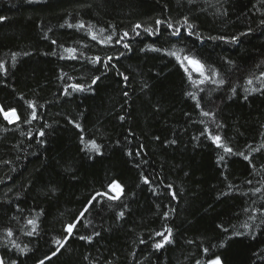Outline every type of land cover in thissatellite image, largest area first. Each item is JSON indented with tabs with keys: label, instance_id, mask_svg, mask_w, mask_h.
Here are the masks:
<instances>
[{
	"label": "trees",
	"instance_id": "16d2710c",
	"mask_svg": "<svg viewBox=\"0 0 264 264\" xmlns=\"http://www.w3.org/2000/svg\"><path fill=\"white\" fill-rule=\"evenodd\" d=\"M0 16L6 17L0 21V62L6 67L0 71V106L20 117L9 123L0 112V255L17 264H209L217 256L222 264H264L261 0H0ZM185 16L198 35H188ZM157 19L174 28L161 24L158 35L143 31L155 28ZM81 21L83 29L67 26ZM137 23L143 25L139 36L132 31ZM175 28L179 36L171 35ZM124 32L128 37L116 43ZM109 35L111 43H99ZM220 36L239 41L209 39ZM148 46L184 49L225 83L193 85L174 57ZM65 48L77 49L76 58ZM96 56L101 62L91 63ZM108 56L113 59L105 68ZM97 76L89 90L69 87H87ZM188 92L196 93L204 111L215 112V122L201 115ZM27 101L36 103V119ZM206 125L233 154L201 135ZM90 139L101 146L99 153L85 148ZM113 182L121 188L116 200L108 199ZM96 193L102 195L89 206ZM77 217L73 234L53 256L59 247L54 241L67 236V224ZM29 219L37 224L32 236ZM169 228L171 242L156 249L163 240L156 233L167 235Z\"/></svg>",
	"mask_w": 264,
	"mask_h": 264
},
{
	"label": "snow or ice",
	"instance_id": "6c2138e0",
	"mask_svg": "<svg viewBox=\"0 0 264 264\" xmlns=\"http://www.w3.org/2000/svg\"><path fill=\"white\" fill-rule=\"evenodd\" d=\"M189 3H192L193 0H188ZM262 3H264V0H261ZM6 17H3V16H0V21H3L5 20ZM67 23V21H66ZM183 23L187 26V33L189 36L191 35H198L197 33H194L193 29H194V25L192 23L189 22V19L187 16L183 17ZM261 24H264V20H261L260 21ZM161 24H165L166 27L168 29H173L174 28V25L173 23L169 22V21H165V20H160V19H157L155 21V25L156 27L153 28V27H145L143 28V31L148 33L149 35H158L159 32H160V28L159 26ZM68 27H75L77 29H83L85 27L84 23L81 21L75 25L73 24H67ZM61 27H64V25H61ZM91 25H89L88 27V32L89 34L91 35V38L93 40H96L97 39V35L95 33H93L91 31ZM143 25L137 23L136 25L133 26V29L132 31L137 35L139 36L140 33L137 31V29H140L142 28ZM105 30L104 29H100V32L103 33ZM249 31H251V29H249ZM129 33L128 32H124L123 33V37H121L120 39H118L116 41V43H121L123 41V39L125 37H128ZM171 35L173 36H179L180 35V29L179 28H175L174 31H172ZM241 36L243 35H246V33H240ZM209 39H213V40H216V39H219V40H226L228 42H231V43H237L239 41V36H232V37H224V36H220V37H209ZM111 43L112 42V36L109 35L106 40H100L99 43L101 44H104V43ZM53 44H56V41L53 40L52 41ZM124 48L126 49H129L130 50V44L129 43H124L123 44ZM62 47V46H61ZM150 48V50L152 51H157V52H165L166 55L170 56V57H174L176 59V61L179 63V65L184 68V71L185 73L187 74L188 76V79L192 82L193 85H202V84H205L206 82H211V83H214V84H217V85H223L225 83V80L223 78H220V79H214L215 77H219L220 76V73L214 69V68H211L210 66L206 67L203 63H201L200 60L196 59L195 57L187 54L184 52V49H179L178 51H173V50H168V49H160V48H156L154 46H148ZM175 47V46H173ZM65 52L69 53L70 56L69 58H72V59H75L76 58V52H77V49L75 48H65L64 49ZM143 51V49H141ZM181 53H184L183 55H181ZM55 54V53H53ZM18 54L17 53H13L12 54V59L15 60L16 59V56ZM25 55H27V53H25ZM120 55H124V53H120ZM63 58V57H61ZM91 63L93 64H97V63H100L101 62V57L99 56H96L95 58H89ZM113 59L112 56H108L106 61H104V64H105V68H107L109 66V62ZM116 59H119V57H116ZM185 62H187L188 65H191L192 69L197 72L199 74V77L200 79H193V74L191 71H189L188 67L185 65ZM0 71H6V67H5V64L3 62H0ZM119 75L122 76L123 80L124 81H127L128 80V77L126 75H124L123 73H118ZM64 75H67V74H64ZM260 76L261 77H264V72H261L260 73ZM259 78V77H258ZM100 79L99 76L97 77H94L92 79V82H91V85H88L87 87L83 84H80V83H74L72 85H70L69 87H71L72 91H85V90H89L91 89V86L92 85H95L97 83V81ZM248 84H252L253 81L252 79H249L247 81ZM262 85H264V80H262ZM200 91H203V89H200ZM251 91H258V89L256 88H253L251 89ZM233 92H235V89H233ZM65 94H70L68 92V88L66 87L65 88ZM124 95H127V93H124ZM186 95H188L189 97H191L193 100L196 101V104H195V107L197 108H200L201 109V115L204 116V117H211L213 119V122H215L214 120V117H215V112H209V111H204L203 108L201 107V102H200V99L197 98V95L196 93H193V92H188L186 93ZM247 97H245L246 99ZM28 105L30 108H32V112H31V118L32 119H36L37 118V112H36V103L34 101H27ZM0 112H3L4 113V118L9 122V123H12L14 120L15 121H18L20 120V117L17 115V112H16V109H9L8 111H4V107L3 106H0ZM121 120L124 119L123 116L120 117ZM24 123H31V120H28V119H25L23 121ZM75 127L76 128H80V125L78 123H75ZM201 123H204V121H201ZM217 128H220L221 125L217 124L216 125ZM205 133L208 134V137L214 142V144L219 147V148H222L223 151L227 154H233V149L231 147H229L227 145V143L222 139V137L219 135V134H215L213 135V133L208 129L207 125L205 126V129H204V132L201 133V135H204ZM45 133L43 131L40 132V136H44ZM157 139H159V137H157ZM81 142L83 143L84 140H83V137L81 138ZM172 143H176L175 140L172 141ZM100 145L96 142L95 139H90L88 140L87 144H85V148H87L89 151H95L97 153L100 152ZM261 147H264V145H261ZM251 151H260L259 148H254L252 149ZM131 155V153H129ZM137 155H139L140 153L137 152L136 153ZM238 155L240 156H243L244 160L246 161H249L250 160V157L249 155H245L244 153H238ZM224 159V156H219L218 157V160H223ZM144 179V183H150L149 179L147 176L143 177ZM248 183H251V181H248ZM169 188H171L172 186L171 185H168ZM109 188H111L113 191H116L117 195L116 196H109L108 199H111V200H116L119 198V195H120V185L116 182H113V184L109 185ZM231 188V186H230ZM53 192L55 191V189H51ZM261 189L260 188H255L254 189V192H260ZM102 194L101 193H96L95 196L92 197V199L89 201V206H92L94 204V202H98L96 200V198L98 196H101ZM103 195H106V194H103ZM173 197L175 198V193H172ZM222 195H226V193H222ZM264 198V197H262ZM88 209L85 208V210L83 212L80 213V217H83L85 212L87 211ZM259 211L264 214V207H262L261 209H259ZM120 216H123L124 213L121 212L119 213ZM165 217H167L168 213H164ZM249 219L250 220H255L256 217L255 216H249ZM80 222V218L77 217L76 221L74 223H69L67 224L66 226V233H67V236L64 237V239H56L54 241V243H56L57 245H59V247L56 249L55 252L52 253L53 256H55L57 254V252L60 251L61 248L64 247V241L68 238V236H71L73 234V231L74 229L76 228L77 224ZM262 223H264V220L261 221ZM27 223L29 225H32V229L31 231H28L27 232V235L29 236H32L36 231H37V224H36V220L35 219H29L27 221ZM243 227L245 229H248L250 227V224L245 222L243 224ZM167 231V235H165L164 233H156V235L158 236H163V240L160 241V242H157L154 247L156 249H160L164 246L165 243H170V237H171V229H166ZM6 234H7V237L11 238L14 233L12 231L11 228H8L6 229ZM237 235H240L241 233H235ZM94 235H99V233H94ZM80 239L82 240H87V241H91L92 240V236H81ZM141 243H143L144 241H140ZM7 243H10L14 248H16L19 252H25L27 251V247L25 246V248H21L19 244H17L15 242V240H8ZM205 253L208 252V249H204ZM45 259H50V257H45ZM0 264H17V261L16 260H13V259H10L8 258L7 256V253H5L4 255H0ZM38 264H44V260H40L38 262ZM197 264H200V261H197ZM209 264H222L221 262V259L219 256L215 257L213 260H211L209 262Z\"/></svg>",
	"mask_w": 264,
	"mask_h": 264
},
{
	"label": "rangeland",
	"instance_id": "374dc122",
	"mask_svg": "<svg viewBox=\"0 0 264 264\" xmlns=\"http://www.w3.org/2000/svg\"><path fill=\"white\" fill-rule=\"evenodd\" d=\"M3 117H4V114H3ZM5 119V118H4ZM6 120V119H5ZM8 122V121H7ZM108 191H109V193L110 194H112L113 196H116L117 195V193H116V191H113L111 188H108ZM120 196V195H119Z\"/></svg>",
	"mask_w": 264,
	"mask_h": 264
},
{
	"label": "clouds",
	"instance_id": "9594fccd",
	"mask_svg": "<svg viewBox=\"0 0 264 264\" xmlns=\"http://www.w3.org/2000/svg\"><path fill=\"white\" fill-rule=\"evenodd\" d=\"M121 189V188H120ZM120 192H121V190H120Z\"/></svg>",
	"mask_w": 264,
	"mask_h": 264
},
{
	"label": "water",
	"instance_id": "95a60500",
	"mask_svg": "<svg viewBox=\"0 0 264 264\" xmlns=\"http://www.w3.org/2000/svg\"><path fill=\"white\" fill-rule=\"evenodd\" d=\"M13 122H15V121H13ZM121 190V189H120Z\"/></svg>",
	"mask_w": 264,
	"mask_h": 264
},
{
	"label": "bare ground",
	"instance_id": "6f19581e",
	"mask_svg": "<svg viewBox=\"0 0 264 264\" xmlns=\"http://www.w3.org/2000/svg\"><path fill=\"white\" fill-rule=\"evenodd\" d=\"M15 121V120H14Z\"/></svg>",
	"mask_w": 264,
	"mask_h": 264
}]
</instances>
